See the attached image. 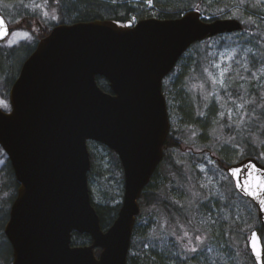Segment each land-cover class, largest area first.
I'll use <instances>...</instances> for the list:
<instances>
[{"label": "water", "instance_id": "obj_1", "mask_svg": "<svg viewBox=\"0 0 264 264\" xmlns=\"http://www.w3.org/2000/svg\"><path fill=\"white\" fill-rule=\"evenodd\" d=\"M0 25V33L7 30L3 42L11 30L1 13ZM241 29L235 19L203 21L198 11H189L135 25H58L38 42L10 88V110L0 109V148L18 183L3 229L11 264H127L138 201L162 160L170 129L163 79L193 44ZM88 142L115 153L123 170L121 205L105 231L87 185ZM225 173L255 206L264 228V165L247 157ZM74 234L88 236L90 244L73 246ZM247 248L254 263L263 264L256 229Z\"/></svg>", "mask_w": 264, "mask_h": 264}, {"label": "trees", "instance_id": "obj_2", "mask_svg": "<svg viewBox=\"0 0 264 264\" xmlns=\"http://www.w3.org/2000/svg\"><path fill=\"white\" fill-rule=\"evenodd\" d=\"M6 1H14L19 5V8L13 5L16 18L23 21L27 28L37 21L44 20L42 13L36 10L35 12L34 7L29 6V1ZM41 1L45 4L46 10L50 14H54L57 20L42 25L43 33L38 31L34 39V46L23 50L26 55L21 61L20 67L36 47L37 41L48 35L53 26L60 24L93 20H111L121 24L132 18L136 22L147 18L175 19L190 10H196L206 18L229 11L228 17L236 19L242 24V30L238 33L218 35L201 43H195L181 57L176 66L178 73L170 85V97L167 100L168 110L173 109L174 112H171H176L182 130L176 132L170 129L164 145L163 159L157 169L158 171L165 168L170 179H166L158 189H153L151 181L156 175V171L139 200L140 214L141 211L148 210L160 215L161 220L164 221L162 223L161 220L149 218L148 222L140 225L138 216L133 231L134 240L136 237L137 239L136 242L132 240L127 256V264H214L209 263L207 258L203 259L199 256L197 249L195 251L188 250L185 243L179 239V235L180 233H202V226L199 228V224L216 208L217 200H214V209L210 205L213 199L201 200L203 201L201 206L197 199L193 202L195 198L193 191H200L197 181L201 180V173L197 171V166L202 163L201 156L211 157L217 169L225 175L224 168L233 161L246 157L261 161V157L264 156V0ZM148 3H151L152 6L149 7ZM28 9L32 11H26ZM203 20L205 21V19ZM226 41L238 44L236 47L240 59L231 61L228 65L227 71L231 77L228 90L225 91L227 95H223L222 99L245 108L244 121L238 126H228L226 120L220 122L215 120L213 115L219 113L218 106L209 99L208 108L205 107L207 94L206 90L200 86L206 82L207 74L211 72V67L208 64L210 63L209 56L214 50L212 47L215 44L220 49ZM18 57L19 53L15 54L0 49V73H4L0 75V78L12 76L9 81L4 79V86L7 90L15 81L16 77L11 75V71ZM20 67L17 73H19ZM193 83L198 87L194 88ZM97 84L102 90L109 92L108 85L102 78L97 79ZM203 108L207 110V116L202 120ZM194 132H199L200 137L198 138L201 140L199 152L183 141ZM223 136L233 137L235 143L231 148L224 147L220 152L218 145L221 140H224L221 138ZM233 148H240L239 156L237 155L238 151L232 150ZM172 150L181 153L189 151L190 154L186 155L184 164H176L168 154ZM108 153L112 159L114 174L120 181H123L122 168L118 158L111 151ZM91 162L93 170L91 168L88 178L98 173L96 166L93 165V159ZM193 173L196 174V179L192 178ZM2 177L3 184L0 187V264H11L12 251L3 234V229L8 220L10 207L16 197L18 183L7 159L4 163ZM226 179L230 183L229 185L226 182L231 188V195L239 197L243 203L251 206L249 210H245L246 215L262 237L264 229L257 219L255 207L250 201L236 193L227 175ZM103 198L101 204L93 203V206L99 217L101 228L105 231L115 220L120 203L113 204L112 201L115 198L107 191L104 192ZM230 234L234 235V233ZM246 236L247 233L244 237ZM239 243L238 241L237 244ZM227 256L231 257L232 262L228 261L226 264H246L245 262L239 263L233 255ZM245 257L248 258L250 264H254L248 250L245 252Z\"/></svg>", "mask_w": 264, "mask_h": 264}, {"label": "rangeland", "instance_id": "obj_3", "mask_svg": "<svg viewBox=\"0 0 264 264\" xmlns=\"http://www.w3.org/2000/svg\"><path fill=\"white\" fill-rule=\"evenodd\" d=\"M27 1H29V6L34 7V11L36 10L43 14L42 17L44 20L42 22L40 21L41 26L46 22H55V20H57V17L54 14H50L46 10L45 4L41 3V0ZM148 4L149 7L152 6L151 3ZM13 5H16L19 8V5L14 1L7 2L6 0H0V12L5 16L10 25L16 23L14 26L11 25V33L4 42L0 43V49L3 51L14 52L15 54L19 53L18 60L12 67L11 71V75L17 77L20 63L26 55V52L23 50L34 46V39L39 31V27H37L36 24H32L31 27L27 28L26 25L23 24V21L17 20ZM26 11L32 10L28 9ZM228 14L229 11H225L220 15L205 18L209 20L228 19ZM201 16L203 15L201 14ZM132 19L130 22L134 23ZM237 45L238 44L235 42L226 41L225 45L219 49L217 48L218 46L214 44V47H212L214 50L209 56L210 63L208 64L211 67V72L207 74L206 82L200 85L206 90L207 94L206 102L204 104L205 107H207L209 99L213 100L219 110V113H216L217 115L215 114L213 117L215 116V120H218V122L226 120L228 126H238L243 123L246 113L244 107L237 106V104L232 103L229 100L228 102L222 99L223 95H227L225 91L228 90L229 79L231 77L229 71H227L228 65L231 61L240 59L238 48L236 47ZM217 65H219V67H217ZM221 72H224L223 76H221ZM177 73L178 68L176 67L175 70L163 81V93L166 100L170 97V85L172 81L176 79ZM3 74L2 72L0 73V75ZM11 77L12 76L0 78V109L4 112L10 110V89L7 90L4 86V79L9 81ZM193 87L196 88L198 85L193 83ZM167 89H169L168 92ZM168 106L167 100V107ZM203 109L204 115L201 117L202 120L207 116V110L205 108ZM174 110L177 111L176 108H174ZM171 111H173V109L168 110L170 129H173L176 132L181 131L182 127L180 125V120L177 118L176 112L173 113L174 111ZM198 137H200L199 132H194L183 141L196 152H199V143L201 140ZM221 138L224 140H221V143L218 145L220 152H222L224 147L231 148L232 144L235 143L233 137L229 138L223 136ZM87 149L90 155V160L93 159V165L96 166V172H98L94 176L88 178V188L92 202L94 204H101L104 200L103 194L107 191L108 194L115 198L112 201L113 204L121 203L123 181H120L118 176L114 174L112 170V159L109 156L108 151L103 146L92 142L87 144ZM219 150H216V152H219ZM232 150L238 151L237 155L239 156L240 148H233ZM168 154L171 156L174 163L184 164L186 155L189 156L190 152L181 153L172 150ZM91 157L93 158L91 159ZM261 158L262 160L259 162L264 164V156ZM6 159L5 153L0 148V187L3 184L2 176ZM200 159H202V163L197 166V171L201 173V180L197 181L200 191H193V196L195 197L193 202L197 199L199 206H201L204 199H213V202H211L210 205L214 209V200H217L216 208L213 213L211 212L209 216H206L205 220L199 224V228L202 226V233H180L179 239L185 243L188 250L197 249L198 255L203 259L207 258L209 263L226 264L228 261L231 263V257H228L227 255H233L239 263L245 262L246 264H250L248 258L245 257V252L247 250V236L244 237V235L245 233L248 235L252 229H255L253 223L251 224L245 212V210H249L251 206L243 203L239 197L231 195V188L227 184L229 182L226 179V175L217 169L211 157L201 156ZM239 161L240 160L233 161L231 164H235ZM91 168L93 170L92 162ZM195 177L196 174L193 173L192 178L196 179ZM166 179H170V176L166 173V169H159L151 181V187L153 189H158ZM149 218L157 219V221L162 219L157 213L148 210L141 211V214L139 215L140 225L148 222ZM163 221L164 220H161L160 222L163 223ZM230 233H234V235H231ZM136 239L134 240L133 236L132 240L136 242ZM261 239L264 247V235ZM238 241L240 242L239 244H237ZM89 243L90 241L86 236L75 235L73 239L74 246H85Z\"/></svg>", "mask_w": 264, "mask_h": 264}, {"label": "snow or ice", "instance_id": "obj_4", "mask_svg": "<svg viewBox=\"0 0 264 264\" xmlns=\"http://www.w3.org/2000/svg\"><path fill=\"white\" fill-rule=\"evenodd\" d=\"M2 26V25H0ZM3 35H7V30H4V32L0 33V37H2ZM217 67H219V65H217ZM224 75V72H221V76ZM231 175L233 177H237L239 175V173L237 172H232ZM238 187H242L240 185H238ZM242 190H244L246 193H248L249 195H251V191L248 188H242ZM262 207H264V200L261 201ZM193 251H195V249H193Z\"/></svg>", "mask_w": 264, "mask_h": 264}, {"label": "flooded vegetation", "instance_id": "obj_5", "mask_svg": "<svg viewBox=\"0 0 264 264\" xmlns=\"http://www.w3.org/2000/svg\"><path fill=\"white\" fill-rule=\"evenodd\" d=\"M41 30H42V28H41Z\"/></svg>", "mask_w": 264, "mask_h": 264}]
</instances>
